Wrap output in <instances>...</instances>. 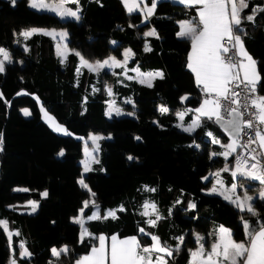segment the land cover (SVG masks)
<instances>
[{
    "label": "trees",
    "instance_id": "trees-1",
    "mask_svg": "<svg viewBox=\"0 0 264 264\" xmlns=\"http://www.w3.org/2000/svg\"><path fill=\"white\" fill-rule=\"evenodd\" d=\"M256 4H264V0H251L245 12L249 13ZM69 6L82 10L80 20L32 9L28 0H17L15 6L10 0H0V46L12 55V62L0 74L3 92L0 132L4 134V147L0 151V218L8 220L11 230L20 232V236L12 237L17 254L21 240L27 242L28 250L33 253L29 260L21 259L20 263L74 264L96 242L86 238L80 243L79 225L72 221L84 200L90 202L84 216L90 214L92 199L104 209L101 215L106 208L119 209L123 205L126 209L117 212L118 219L87 221L86 227L95 235L133 234L143 237L141 243H150V237L138 231L145 227L172 246L183 236L182 250L174 253V261L169 259L172 264H186L188 250L195 245V232L203 233L208 246L212 240L209 233L216 224L232 229L234 238L245 239L241 217L249 219L250 214L205 190L211 184L212 171L225 162L231 165L232 156L225 159L211 155L220 149L205 135V127L190 133L176 123L179 109L194 108L202 99L187 67L190 43L177 36V22L196 16L195 9L175 0H160L156 14L145 21L139 11L128 13L122 0H80L79 5ZM32 26L67 29L66 42L74 51L66 53L64 63L55 55L49 36L37 34L24 40L18 35ZM148 26L156 30L158 39L144 36ZM242 27L247 33L246 48L264 77V12L258 13L254 22L245 21ZM146 43L152 51L144 50ZM125 47L135 53L130 55L128 66L137 65L142 70L159 68L164 78L157 77L153 87L136 79H125L123 84L115 82L114 90L131 98L133 103L126 102L124 107L135 115L113 113L109 117L105 111L108 95L102 83L103 73L96 75L86 67L78 73L80 58L75 52L91 60L110 54L121 58ZM117 76L122 77L120 73ZM93 85L99 91L94 92ZM186 94L189 99L181 101ZM39 103L74 135L54 131L41 118ZM21 105L32 114L23 115ZM161 105L169 111L162 114L158 110ZM190 116L188 112L185 118ZM90 130L110 138L99 141V164L92 163L93 171L81 174L83 140L78 137ZM137 136L141 139L136 140ZM61 149L65 152L63 156L58 155ZM129 156L133 159L129 160ZM80 175L96 193L95 198L78 183ZM150 188L156 191L151 192ZM246 188L252 191L255 186ZM45 190L47 197L42 195ZM29 198L39 201L34 213L23 210L29 207L25 202ZM255 198V207L264 217V201ZM145 200L155 202L165 217L154 228L145 223L148 217L141 215ZM190 201L196 208L188 207ZM251 220L254 222L255 217ZM61 244L73 251L62 255L57 262L50 250ZM10 258L9 241L0 230V264H9Z\"/></svg>",
    "mask_w": 264,
    "mask_h": 264
},
{
    "label": "snow or ice",
    "instance_id": "snow-or-ice-1",
    "mask_svg": "<svg viewBox=\"0 0 264 264\" xmlns=\"http://www.w3.org/2000/svg\"><path fill=\"white\" fill-rule=\"evenodd\" d=\"M159 2L160 0H151L149 4L148 0H122L128 13L139 11L143 14L145 21L156 14ZM179 2L186 7L194 8L196 12V16L177 22L180 27L177 36L191 43L187 67L194 73L197 87L201 88L203 97L198 107L176 113L181 121L177 126L190 133L197 128H204L207 121H213L222 127L229 138L227 144H222L219 139L213 137L211 132L205 133L206 136L212 138V143H220L224 149L222 152H214L211 155L223 156L225 159L234 156V166L230 168L225 164L223 169L211 174L216 177V182L207 191L222 196L224 200L233 204L241 212L250 214L249 219L241 217L245 239L234 238L232 229L219 225L213 232L209 233L215 239L206 247L208 242L205 237L197 234L198 247L188 250L189 264H264V217L255 207L256 198L249 195L247 189L242 194L237 193L238 187L244 188L245 181H258L262 185L258 191V197L264 201V95L260 94L261 91H264V77H261L258 71V62L246 48L245 37L247 33L242 27L245 21L254 22L257 14L264 12V4H256L249 13H246L245 10L249 8L251 0H179ZM10 3L15 6L17 0H10ZM79 3L80 0H28V6L32 9L52 12L62 18L73 17L76 20L81 19L82 10L79 7H70L69 5H79ZM129 26L136 27V25ZM37 34L53 37L59 35L64 38L68 35L63 30L57 33L55 29L49 30L40 27L23 29L18 35L27 40ZM144 36L159 38L154 28L145 32ZM16 42L20 43L19 40ZM112 43L116 44L117 42L112 41ZM60 47L58 44V55L62 57L61 62L64 63L67 56L63 51H60ZM63 47L67 49V44H64ZM25 50H27V45H25ZM144 50L146 52L152 51L147 43ZM75 55L80 57L83 66L98 73L106 67L125 69L130 55L134 56L135 53L131 49H126L123 60L109 57L94 63L86 60L79 52H75ZM11 62L10 51L0 46V74L5 72L6 64ZM132 71L137 72V77L127 76V78L129 80L139 79L140 83L147 84L148 87H153V81L157 77L164 78L162 70L141 73L137 67ZM77 72H80L79 68H77ZM122 74L127 75V72ZM93 91H99V89L93 88ZM108 92L110 95L112 94L111 88H108ZM20 94L22 93H17V95ZM241 97H243V103ZM0 98H3L2 90H0ZM84 99L87 101V96ZM180 99L185 101L189 99V96L186 94ZM126 102L132 103L131 98ZM6 103L8 102L6 101ZM108 103L110 107L106 114L109 117L112 116L113 111L116 115L125 114L120 108H112L113 102ZM158 110L162 114L169 111L163 105ZM22 111L25 116L32 114L29 109ZM187 112L194 113L196 118L185 126L183 120ZM127 115H135V112H129ZM44 119L54 131L64 135H74L64 125L57 122L47 110H44ZM78 138L84 139L83 137ZM89 138L95 147L88 153L89 159L83 162V173L93 171L90 164H99V160L95 156V153L99 151L98 142L110 137L90 134ZM135 139L140 140L141 137L137 136ZM3 142L4 134L0 132V151H3ZM64 154L63 149L58 153L60 156ZM128 159L132 160L133 157L129 156ZM223 172H230L233 178L230 185L225 183L221 175ZM238 177L244 178L239 184L235 182ZM202 179L207 180L208 177ZM78 183L87 189L91 197H96V193L85 182L83 175ZM145 188L147 189V186ZM148 190L156 191L155 188ZM23 191H28V189H23ZM42 195L47 197V190ZM89 204V200H84L83 207L78 210L77 216L72 217V221L80 226V243H84L85 239L88 238L95 239L98 244H94L88 254L76 258L74 264H169V259L173 261L175 259L174 253L178 254L182 250L185 243L183 236L178 237V243L172 246L163 242L158 235L147 231L145 227H140L138 231L143 236L150 237V243H141L143 237L137 236L124 238H120L118 234H113L111 237L103 234L96 236L86 227L87 221L118 219L117 212H123L126 209L121 205L119 209H108L101 215L100 205L96 203L95 199H92L91 207L95 210L91 211V214L85 218V208H88ZM29 205H31V211L34 213L39 207V201H29ZM141 207L145 209L141 215L149 217L145 221L147 225L154 228L160 220L165 219L159 213L155 202L146 201ZM188 207L194 209L196 204L190 201ZM153 215L155 218H151ZM251 217H255L254 222ZM0 230L4 232L12 251L10 264H20L21 259L27 261L33 256L24 240L19 242L17 255V249L12 246V237L20 236V232L18 229L11 230L8 220L0 219ZM50 251L56 261L59 262L62 255H68L73 250L68 245H63L59 249L53 247Z\"/></svg>",
    "mask_w": 264,
    "mask_h": 264
},
{
    "label": "rangeland",
    "instance_id": "rangeland-1",
    "mask_svg": "<svg viewBox=\"0 0 264 264\" xmlns=\"http://www.w3.org/2000/svg\"><path fill=\"white\" fill-rule=\"evenodd\" d=\"M176 1V0H175ZM179 2V1H178ZM148 3L150 4L151 3V0H148ZM125 6V5H124ZM126 8V7H125ZM141 13V12H140ZM141 16H142V20H143V14L141 13ZM68 18H73V17H68ZM73 19H75V18H73ZM32 27H40V28H45V29H55L56 30V32L57 33H59L60 31H66L67 32V29L65 28V27H56V26H32ZM28 28H30V27H28ZM25 29H27V28H25ZM151 29H153V27L152 26H149L147 29H145L144 30V33L145 32H147V31H149V30H151ZM50 38H51V40H52V42H53V48H54V53H55V55L60 59V60H62V57L60 56V55H58V50H57V45L59 44L61 47H60V51H63L64 53H65V55H66V53L70 50V48H69V46L67 45V49H65L64 47H63V45L64 44H67V38H68V35H67V37L66 38H64V37H60L59 35H56L55 37H53V36H49ZM126 49H128L127 47H125V49H123V52H122V57L121 58H117L115 55H113V54H110V55H107V56H105V57H103V58H101V59H93V60H91V59H87V58H85L86 60H88L89 62H92V63H94L95 61H97V60H100V61H103V60H105V59H108L109 57H116L118 60H123L124 59V52H125V50ZM80 58V57H79ZM82 67H85V66H83L82 64H81V60H79L78 61V67L77 68H79V69H81ZM138 66L137 65H132V66H128V64H127V67L125 68V69H122V68H120V67H113V68H104V69H102V70H100L98 73L97 72H95V71H92V72H94L96 75L97 74H99L100 72H102L103 74H102V77H103V87L106 89V93H107V95H108V98L106 99V109H105V111H106V113L109 111V107H110V105H109V103L108 102H113L112 103V105H111V107L112 108H120V109H122L123 110V112L125 113V114H127V113H129V112H132L130 109H128V108H126V107H124V103H126V101L128 100V98L127 97H125L124 95H120V94H117L118 92L117 91H115L114 90V83L116 82V83H125V79H128L127 78V76H133V77H137V72H134V71H132V69H134V68H137ZM87 68V67H86ZM88 69V68H87ZM89 70V69H88ZM157 70H160L159 68H150V69H141L140 67H139V71L141 72V73H147V72H155V71H157ZM91 71V70H90ZM105 71H107V73H108V75L106 76V73H105ZM124 72H127V75H123L122 73H124ZM117 73H121V75H122V77H119L118 78V76H117ZM115 77H117V78H115ZM115 78V79H114ZM96 79H99L98 78V76H96ZM137 81H139V79H136ZM93 88H96V85H93L92 86V89ZM108 88H111V90H112V94L110 95L109 94V92H108ZM133 103V102H132ZM39 107H40V115H41V118L51 127V125L44 119V110H47L41 103H39ZM23 109H29L28 107H26V106H20V112L23 114ZM179 111V110H178ZM47 112L52 116V117H54L55 118V116L49 111V110H47ZM113 112H115V111H113ZM179 112H181V111H179ZM24 115V114H23ZM56 119V118H55ZM56 121L57 122H59L57 119H56ZM60 123V122H59ZM179 123H181L179 120H178V123L177 124H179ZM60 124H62V123H60ZM63 125V124H62ZM52 128V127H51ZM53 129V128H52ZM90 134H94V135H99V136H102V137H106V135L105 134H103L102 132H100V131H92V130H90L86 135H84V136H82L84 139H83V146H82V154H81V158H80V163H81V174H83V162L85 161V160H88L89 159V157H88V153L89 152H91V150L93 149V147H95V145L93 144V142L90 140ZM108 136V135H107ZM99 143V142H98ZM97 154H98V152L97 153H95V156H96V158H97ZM226 163V162H225ZM225 163H224V166H225ZM228 165V164H227ZM90 166H91V164H90ZM224 166L223 167H221V168H219V169H223L224 168ZM234 166V164H232L231 166H230V168L231 167H233ZM218 170L217 169H214L213 171H212V173L214 172H217ZM230 173V172H229ZM226 173H223V175H225ZM81 176L82 175H80L79 177H78V180L81 178ZM225 181V180H224ZM215 182H216V177L213 175V181L211 182V184L205 189L206 191L208 190V189H210V188H212V186H213V184H215ZM233 182V180L229 183V185L231 184ZM237 184H239L240 182H241V180H236L235 181ZM225 183H227L226 181H225ZM248 185H254L255 186V188L251 191V190H249L248 188H246ZM262 187V185L258 182V181H254V182H244V188H239L238 187V189H237V193L238 194H242L243 193V191L245 190V189H247L248 190V194L249 195H252V196H258V191H259V189ZM29 201H36V200H34V199H32V198H29L28 200H26L25 202L27 203V204H29ZM146 201H148V202H152L151 200H145L144 202H143V204L146 202ZM142 204V205H143ZM83 207V206H82ZM108 209H113V208H106L105 209V212L108 210ZM23 210H26V211H28V212H32L31 211V205H29V207L28 208H25V209H23ZM95 209L94 208H92V210L91 211H94ZM101 210V209H100ZM145 209H143L142 207L140 208V211L141 212H143ZM149 211H151L150 209H149ZM102 212H104V209L103 210H101V214H102ZM79 214V211H78V213L76 214V215H74V216H77ZM90 214H91V212H90ZM89 214V215H90ZM73 216V217H74ZM85 218H86V216H84ZM149 218V217H148ZM151 218H155V216L153 215ZM0 219H5V218H0ZM79 233H80V226H79ZM210 236V235H209ZM211 238H213V236H210ZM196 243H197V241H196ZM63 245H65V244H61V247L63 246ZM53 247H55V246H53ZM52 247V248H53ZM198 247V246H197ZM57 248V247H56ZM196 248V247H195ZM194 247L192 248L191 247V249H195ZM11 259L12 258H10V261H11ZM10 261H9V264H10ZM59 264V263H58Z\"/></svg>",
    "mask_w": 264,
    "mask_h": 264
},
{
    "label": "crops",
    "instance_id": "crops-1",
    "mask_svg": "<svg viewBox=\"0 0 264 264\" xmlns=\"http://www.w3.org/2000/svg\"><path fill=\"white\" fill-rule=\"evenodd\" d=\"M176 1H179V0H176ZM181 20H186V19H181ZM181 20H179V21H181ZM149 27V26H148ZM148 27H146L145 29H147ZM144 29V30H145ZM180 31V27H179V24H178V29H177V32H179ZM189 43H190V41H189ZM125 49V48H124ZM190 52H191V43H190V45H189V50H188V54H187V63H188V56H189V54H190ZM193 73V72H192ZM118 74V73H117ZM121 74V73H120ZM193 76H194V79H195V75H194V73H193ZM196 82V81H195ZM200 90H201V88H199ZM118 94V93H117ZM261 95H264V92L263 93H260ZM203 97V96H202ZM202 100V99H201ZM201 102V101H200ZM200 102H199V104H200ZM199 104L197 105V106H195L194 108H196V107H198L199 106ZM194 108H192V109H194ZM19 109H20V107H19ZM105 109H106V107H105ZM186 109H188V107H185V108H181V109H179V111H185ZM179 111H177V112H179ZM176 112V113H177ZM113 113H115V112H113ZM188 113V112H187ZM191 113V116H190V118L189 119H186L185 118V116H184V120H183V124L185 125V126H187V125H189L190 123H191V121L192 120H194L196 117H195V114L194 113H192V112H190ZM178 120L180 121V118L177 116V120H176V123H178ZM181 122V121H180ZM183 129V128H182ZM205 132H211L212 134H213V137H215V138H217V139H219L220 141H221V143L222 144H227L228 142H229V138L227 137V134L223 131V129H222V127L221 126H219L218 124H216V123H214L213 121H207L206 122V126H205ZM211 140H212V138L211 137H209ZM215 144H217L218 145V147H219V149H220V152H222V151H224V149L221 147V144L220 143H215ZM232 164H234V163H232ZM231 164V165H232ZM231 165H228L229 167L231 166ZM224 165H222V166H220V167H217V168H215V169H217V170H220L219 168H221V167H223ZM214 173V172H213ZM212 173V174H213ZM223 173H226L225 175H223ZM221 175H222V177H223V179L227 182L226 184H228L229 185V183L233 180V178L231 177V175H230V173L229 172H223ZM237 181L239 180V179H236ZM213 181V175H212V180H211V182ZM208 192V191H207ZM143 204V203H142ZM219 225H223V224H216V225H214V227L212 228V231L211 232H213ZM225 227H227V228H229L228 226H226V225H224ZM210 232V233H211ZM101 234H103V235H105V236H107V237H111L113 234H117L116 232H111V233H104V232H99V233H97V235L96 236H99V235H101ZM197 234H199L200 236H203V233H196L195 232V245L194 246H192V248L194 247H197L198 246V244L196 243V237H197ZM129 236H136V235H133V234H130V235H124V236H119L120 238H124V237H129ZM215 239V237L214 238H212V240H214ZM211 240V241H212ZM238 240H240V239H238ZM210 241V242H211ZM94 244H98V241H96ZM93 244V245H94ZM92 245V246H93ZM91 246V247H92ZM53 247V246H52ZM51 247V248H52ZM55 247H57L58 249L59 248H61V245H59V246H55ZM91 247H90V249L86 252V253H83L82 255H80V256H83V255H86V254H88L89 252H90V250H91ZM206 247H208V246H206ZM191 249V248H190ZM18 252H19V250H18ZM18 255V254H17ZM79 256V257H80ZM189 261H190V255L188 254V260H187V262H186V264H189ZM21 264V263H20ZM22 264H25V262L23 261L22 262ZM169 264H172V262L169 260Z\"/></svg>",
    "mask_w": 264,
    "mask_h": 264
},
{
    "label": "built area",
    "instance_id": "built-area-1",
    "mask_svg": "<svg viewBox=\"0 0 264 264\" xmlns=\"http://www.w3.org/2000/svg\"><path fill=\"white\" fill-rule=\"evenodd\" d=\"M200 92H201V95L203 96V94H202V91L200 90ZM241 100H242V103H243V97H241ZM253 147H256L255 145H253ZM235 155V154H234ZM232 162L234 163V156H232Z\"/></svg>",
    "mask_w": 264,
    "mask_h": 264
},
{
    "label": "water",
    "instance_id": "water-1",
    "mask_svg": "<svg viewBox=\"0 0 264 264\" xmlns=\"http://www.w3.org/2000/svg\"><path fill=\"white\" fill-rule=\"evenodd\" d=\"M220 126V125H219Z\"/></svg>",
    "mask_w": 264,
    "mask_h": 264
}]
</instances>
